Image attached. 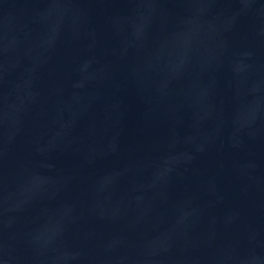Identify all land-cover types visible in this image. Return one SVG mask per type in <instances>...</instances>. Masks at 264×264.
<instances>
[{"label": "water", "instance_id": "water-1", "mask_svg": "<svg viewBox=\"0 0 264 264\" xmlns=\"http://www.w3.org/2000/svg\"><path fill=\"white\" fill-rule=\"evenodd\" d=\"M0 264H264V0H0Z\"/></svg>", "mask_w": 264, "mask_h": 264}]
</instances>
